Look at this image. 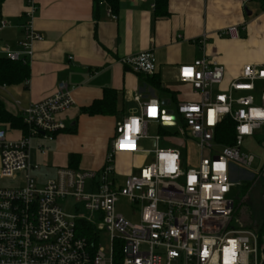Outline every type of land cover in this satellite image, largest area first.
I'll return each mask as SVG.
<instances>
[{
	"label": "built area",
	"instance_id": "1",
	"mask_svg": "<svg viewBox=\"0 0 264 264\" xmlns=\"http://www.w3.org/2000/svg\"><path fill=\"white\" fill-rule=\"evenodd\" d=\"M25 6L19 49L4 45L0 52L11 60L29 62L33 43L42 36L33 28V0H25ZM107 15L115 18L111 9ZM6 25V20H0L1 28ZM243 29L231 25L216 35L238 39ZM208 38L206 32L197 38L202 49ZM120 61L139 74L156 72L151 50ZM223 75L224 67L205 56L177 69L178 81L189 84L199 96L198 101H181L176 106L182 122L178 133L196 144V167L184 169L180 151L158 147V135L153 138L152 160L126 175L122 184L115 176V156L138 152L139 140L150 138L148 123L176 125V116L171 120L157 98L140 101L134 96L138 112L115 124L99 169L60 168L42 184L31 175L36 168L30 163L31 139L51 140L65 128L56 115L72 105L71 91L61 80L43 100L23 108L16 101L26 131L19 130L21 135L12 139L0 124V177L18 179L11 188L0 187V264H264V236L239 225L229 196L234 185L230 164L251 165L254 156L242 153L241 145L264 128V115H254L264 113V64L243 65L240 76L225 90L213 92L212 86L220 84ZM150 109L155 115L149 114ZM225 118L234 124V140L221 146L214 134ZM66 197H72L85 213L77 208L70 213L60 206L58 200ZM119 197L128 201L133 213L140 206L138 223L116 211ZM82 223L94 227L93 240L80 233ZM101 232L109 238L107 252L98 243Z\"/></svg>",
	"mask_w": 264,
	"mask_h": 264
},
{
	"label": "crops",
	"instance_id": "2",
	"mask_svg": "<svg viewBox=\"0 0 264 264\" xmlns=\"http://www.w3.org/2000/svg\"><path fill=\"white\" fill-rule=\"evenodd\" d=\"M33 3V28L42 39L33 43L28 79L21 84L0 86V100L9 112L18 114L16 101L23 108L43 100L54 93L61 80L67 83L73 99L71 106L56 115L64 130L51 140L33 137L38 143L30 146V163L36 165L31 175L39 184L54 177L60 168L99 169L114 136L115 124L138 112L134 96H139L140 101L157 98L161 109L177 119L172 107L176 110L181 101L199 100L189 84L178 81L180 64L203 56L221 64L223 80L212 86L213 92L225 90L240 76L243 65L264 64V0H166L167 13L162 16L151 8L156 0H116L112 11L115 18L107 15L111 9L107 0H33ZM25 8V0H0V20L7 21L5 27H0V47L19 49L24 37ZM231 25L244 26L238 39L216 35ZM203 32L209 38L202 49L197 38ZM146 50H151L156 59V72L152 76L133 72L120 61ZM0 56L5 55L0 52ZM254 96L257 100L258 94ZM95 101L100 103L101 112L85 113L83 110ZM149 125L160 134L173 127L150 122L147 129ZM3 126L9 138L21 135L18 129ZM147 135L150 138L139 140L138 152L115 156V176L135 173L152 160L153 138L158 135ZM163 137L172 146L181 144L169 133ZM143 140H149L152 148H145ZM244 141L258 149L257 155L243 152L254 156L250 165L253 171L248 169L250 166L230 164V180L233 186L240 187L243 198L249 187L240 210L242 219L261 223L264 222V128Z\"/></svg>",
	"mask_w": 264,
	"mask_h": 264
},
{
	"label": "rangeland",
	"instance_id": "3",
	"mask_svg": "<svg viewBox=\"0 0 264 264\" xmlns=\"http://www.w3.org/2000/svg\"><path fill=\"white\" fill-rule=\"evenodd\" d=\"M214 90H215V88H214ZM172 109L174 110L175 114L177 115L176 125L171 127L170 130L167 131V133H169L171 136H173V138L176 141L181 143L180 145L177 144L178 146H176V145L172 146L171 144L166 143L167 141H163V138H165L163 136H165V134H167V133H165V134L158 133V131H156V129L153 127V125L148 126L147 133L149 135L160 134V141L158 142V147L177 148L180 151L182 166L184 169L195 168L197 165V162H198V153H197L196 144L193 140L189 139L186 136H182L180 133H178L179 128L182 126V122H181L175 108L172 107ZM37 143H38V139L32 138L30 146L37 145ZM142 143H143L145 148H152V144L150 143L149 140H143ZM241 146H242L241 147L242 153L243 152H245V153L251 152V153L257 155L258 149L253 146V143H248L247 141L246 142L244 141L243 145H241ZM220 147L221 146H219V148ZM252 168L253 167L250 166L248 169L253 171ZM124 178H125L124 175H117L116 176V179H117L119 184H122ZM17 183H18V179H10V178H6V177H0V187L11 188V187L17 185ZM239 188H240L239 186H233L232 191L229 194V196L235 202L234 217L236 219H238L240 226L245 227V228H251V229L258 230L259 232H261V235L264 236V222L256 223L257 221L251 222L247 219H246L247 220L246 221L244 218L242 219V217L240 216V214H241L240 210L244 207V205H242L243 204L242 202L245 200V196H246L247 192L249 191V189L247 190V188H249V187H247L245 189V191L243 192V193H245L244 198H243V194H241V193L239 194ZM238 194H239V196H238ZM58 204L70 213L75 212V208L84 212L81 205L79 203L76 204L72 197H66L63 199H59ZM116 211L122 213L125 216V218H127L128 220H130L133 223H138L140 220V206L139 205L136 206V209L134 210L135 212L133 213L132 207L130 206V204L128 203V201L124 197L118 198V201L116 203ZM98 243H99L100 247L105 252L108 251V249H109V238L105 233L101 232L99 234Z\"/></svg>",
	"mask_w": 264,
	"mask_h": 264
},
{
	"label": "trees",
	"instance_id": "4",
	"mask_svg": "<svg viewBox=\"0 0 264 264\" xmlns=\"http://www.w3.org/2000/svg\"><path fill=\"white\" fill-rule=\"evenodd\" d=\"M111 6V10L114 12L116 0H107ZM166 0H156L155 12L157 15H165ZM29 77V62H23L19 60H11L6 56H0V86H10L23 83ZM158 85V83H156ZM98 101L93 102L89 107L83 111L88 114L100 113ZM0 124L9 126L13 129L26 131V126L22 123L21 117L18 114L9 112L3 102L0 100ZM65 129V128H64ZM62 129V130H64ZM59 130V131H62ZM58 131V132H59ZM234 140V124L228 118H225L223 122L217 127L214 134V141L223 146L231 145ZM73 158V156H71ZM74 160V159H73ZM72 161V160H71ZM81 231L88 240H93L94 227L88 223H82ZM261 233V232H260Z\"/></svg>",
	"mask_w": 264,
	"mask_h": 264
},
{
	"label": "snow or ice",
	"instance_id": "5",
	"mask_svg": "<svg viewBox=\"0 0 264 264\" xmlns=\"http://www.w3.org/2000/svg\"><path fill=\"white\" fill-rule=\"evenodd\" d=\"M186 73H190V70H185ZM149 114L150 115H155V110L154 109H150L149 110ZM211 123V120L209 121ZM244 131H247V129L245 128ZM218 167H222V165H217Z\"/></svg>",
	"mask_w": 264,
	"mask_h": 264
},
{
	"label": "clouds",
	"instance_id": "6",
	"mask_svg": "<svg viewBox=\"0 0 264 264\" xmlns=\"http://www.w3.org/2000/svg\"><path fill=\"white\" fill-rule=\"evenodd\" d=\"M254 115H264V113H254Z\"/></svg>",
	"mask_w": 264,
	"mask_h": 264
},
{
	"label": "water",
	"instance_id": "7",
	"mask_svg": "<svg viewBox=\"0 0 264 264\" xmlns=\"http://www.w3.org/2000/svg\"><path fill=\"white\" fill-rule=\"evenodd\" d=\"M163 104V103H162ZM169 118L171 119V120H173L174 119V116L173 115H171V116H169Z\"/></svg>",
	"mask_w": 264,
	"mask_h": 264
}]
</instances>
